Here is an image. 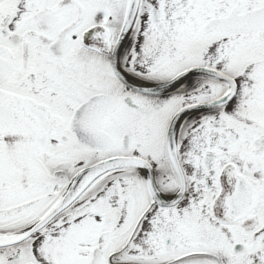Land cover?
I'll use <instances>...</instances> for the list:
<instances>
[{
  "label": "snow or ice",
  "instance_id": "snow-or-ice-1",
  "mask_svg": "<svg viewBox=\"0 0 264 264\" xmlns=\"http://www.w3.org/2000/svg\"><path fill=\"white\" fill-rule=\"evenodd\" d=\"M0 264H264V0H0Z\"/></svg>",
  "mask_w": 264,
  "mask_h": 264
}]
</instances>
